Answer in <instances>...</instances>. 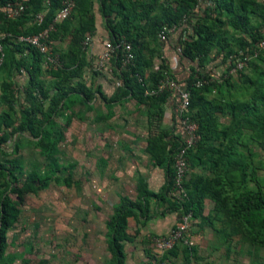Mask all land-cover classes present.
<instances>
[{
    "label": "trees",
    "instance_id": "obj_1",
    "mask_svg": "<svg viewBox=\"0 0 264 264\" xmlns=\"http://www.w3.org/2000/svg\"><path fill=\"white\" fill-rule=\"evenodd\" d=\"M4 1L0 0V6ZM93 1L97 3L108 41L116 45L120 39H124L130 44L133 54L131 65L121 67L119 47L112 59L121 79V91L129 93V97L137 103L143 101L144 90L152 88L163 78L164 72L167 73L162 60L156 71L144 76L152 54L148 50L146 55L143 50L146 51L145 48L158 39L157 33L163 27L175 25L184 33L183 37L178 36L177 49L180 57L195 65L194 69L190 67V73L185 78V89L189 94L190 118L197 123L199 134L196 145L187 151L188 165L190 158L198 161L202 156L213 163L211 177L191 175L183 184L184 199H172L169 195L173 176L172 155L179 140L175 141V136H169L163 129H152L153 122L159 123L160 106L169 96L168 91L150 95L152 102L147 109L144 150L153 160V165L163 168L165 180L161 193H153L137 185L135 199L125 197L112 208L106 222L109 252L107 264H124L123 243L131 240L125 231L126 218L136 210L141 216H145L149 197L156 202H165L177 216L190 212L191 217L199 218L201 224L209 223L211 218H224L227 223L235 225L231 234L240 233L251 245L264 248V193L254 168L245 161L246 151L240 148V142L244 145V134L249 131L259 136L257 144L264 151V71H260L250 81L252 90L246 100L230 99L222 104L213 98H205V94L214 90L217 85L228 83L231 79L228 76L219 82L193 86L194 75L203 73L201 68L210 52L220 54L221 61L225 63L230 55H237L238 50L244 51L251 43L264 38L257 31L258 25H264V3L254 0H207L209 4L198 5L197 0H73L69 16L55 24L54 30L48 34L52 41L66 35L70 40L67 47L58 52L60 64H50L52 79L47 84L40 77L43 56L35 48L16 42L15 37L43 29L51 22L61 0H23L25 8L18 17L6 19L0 13V103L6 106L5 110L0 111V145H5L15 132H20L36 139L41 155H50L56 144V139L50 137L55 125L53 116L69 109L76 101L88 102L93 98L94 92L78 80L86 63L81 42L94 29L91 11ZM40 11H43V16L37 25L33 22V17ZM252 19L256 20V24L250 30L248 24ZM71 20L77 22L76 27L72 26ZM225 23L235 33H242L232 39L235 45L222 33L221 28ZM263 52L264 49L260 50L247 64L253 59L261 58ZM19 70L26 76L21 101H18L11 84V77ZM135 74L142 77L141 82L137 81ZM96 92L107 106L109 101L118 99V95L106 97L99 89ZM215 111H226L230 116L229 123L219 125L215 121ZM219 137L223 140L217 146L211 145V141ZM19 167L20 162L15 158L7 166L0 164V264H13V255L3 253L5 232L18 212V200L26 193L43 189L50 181L49 177L39 174L20 181L15 173ZM248 181L255 188H250ZM204 197L213 202L212 212L206 216L202 215ZM178 243L183 264L188 263L191 256H194V249L182 240L174 243L161 257L151 255V258L157 263L166 261L168 255L176 253Z\"/></svg>",
    "mask_w": 264,
    "mask_h": 264
},
{
    "label": "rangeland",
    "instance_id": "obj_2",
    "mask_svg": "<svg viewBox=\"0 0 264 264\" xmlns=\"http://www.w3.org/2000/svg\"><path fill=\"white\" fill-rule=\"evenodd\" d=\"M254 1L264 3V0ZM255 24L256 20L252 19L248 28L254 29ZM257 29L264 35V25H258ZM221 30L231 43L242 34L235 33L226 23ZM69 40L67 35L54 39L50 47L52 55L57 57ZM87 46H83L84 52ZM260 57L232 76L228 83L215 87L222 104L230 99L250 97V81L264 71V52ZM204 63L210 69L215 67L218 74L225 65L221 55L214 52L209 53ZM92 64L84 65L78 80L84 82L94 96L88 102L76 101L69 109L53 116L55 125L50 137L56 139V144L50 155H41L36 139L20 132L12 134L5 145H0V164L7 166L13 158L19 160V170L15 171L18 180L25 181L36 174L50 178L46 187L26 193L18 200V212L5 232L3 253L13 255V264H107L106 222L112 208L123 198L132 196L134 185L137 186L135 179L139 177L140 165L136 162L145 159L139 146L147 135L143 112L152 100L144 93L141 103L128 100L127 94L120 89L121 83L116 86L118 76L108 86L109 77L100 71L103 68H95ZM50 66L42 61L40 68V77L47 84L52 79ZM99 74L104 77L105 96L118 95V99L109 101V106L96 92ZM11 84L21 101L26 85L22 70L14 73ZM5 109L0 103V111ZM152 129L159 131L161 127L153 122ZM221 139L217 138L218 142ZM259 139L247 131L240 148L246 151L245 161L254 168L264 193V151L257 144ZM144 164L150 168L148 162ZM247 184L255 188L251 181ZM9 197L14 198L13 195ZM216 220L214 227L217 228L211 240L200 241L197 247L200 253L196 264H264L263 247L251 245L240 233L231 234L234 223H227L224 218L216 217ZM155 237L145 236L143 241L125 243L127 264L138 262L135 257H139L142 242L148 244L151 256ZM160 263L153 261L152 264ZM178 264H182V260Z\"/></svg>",
    "mask_w": 264,
    "mask_h": 264
},
{
    "label": "crops",
    "instance_id": "obj_3",
    "mask_svg": "<svg viewBox=\"0 0 264 264\" xmlns=\"http://www.w3.org/2000/svg\"><path fill=\"white\" fill-rule=\"evenodd\" d=\"M92 13H93V20H94V29L91 32V34L86 35L89 38L88 46L84 52L85 57V65L92 64L96 67V59L100 52L102 51L103 42L107 41V32L103 27V19L100 16L98 10H97V3L93 1V7H92ZM72 26H77V22L74 20H71ZM183 37L184 33L176 27L174 31L168 34L167 39L164 42H160L158 39L152 43V45L147 46L143 52L147 55L148 50L152 54L150 57V65L145 69L144 76H146L149 72H154L158 69L159 64L163 60V64L167 67V73L164 72L166 75L170 74V77L174 80H176L182 88L185 87V78L190 73V67L194 69L195 65L192 63L187 62L186 59L182 58L178 54L177 49V39L178 36ZM220 66V65H219ZM203 71L208 72H216L215 67H211L208 65L203 64L202 68ZM103 73V76L109 77V84L110 82L114 81L113 78H117L116 86L121 83V79L119 76V72L117 68H115L114 61L112 57L105 63L103 67V71L100 70ZM83 72V71H82ZM97 78V84L101 92L105 95V84L104 77ZM111 78V79H110ZM169 96L166 98L165 102L161 104V117L159 120V127L161 129L165 130L166 133L169 136H175V141H178L181 137V126L179 122V118L176 112V103H177V97L174 92H168ZM129 97V93L127 94ZM205 98L207 100H211L212 98L221 101L222 99L219 98L218 94L215 92V90H210L209 93L205 94ZM128 100L135 99L132 97H129ZM215 121L219 123V125H226L230 121L229 114L224 111L223 113L215 111L214 113ZM144 121L147 123V108H145L144 112ZM146 134H147V128H146ZM146 138L147 135L143 138V141H140L139 146V152L143 153V161L139 160V163L136 162V165H140V169H138L139 177L138 179H135L138 186L145 187L148 191H151L153 193H161V187L164 183L165 177H164V171L163 168L157 167L153 165V160L148 155L147 152H145L144 148L146 145ZM211 145L217 146L218 140L213 139L211 141ZM139 156V155H138ZM149 163V169L147 167H144V163ZM212 161L208 160L207 158L201 157V160L193 161L191 158L189 160L188 170L186 173L185 180H187L191 175L193 177L195 176H201V177H211L212 170ZM143 166V167H142ZM134 184H136L134 182ZM137 186L134 185V190L132 196H127L130 199H135L137 197ZM213 209V202L208 197H204L202 200V215L206 216L212 212ZM177 220V214L174 212L165 202H156L154 198H150L148 200L147 204V211L145 212V216H141L139 214V211H135V213L132 216H129L126 218V233L131 237L130 241H126L123 243V252L125 255L124 264H127L128 258L126 255V249L124 248L125 243H131L136 240L140 241L145 238V236H160L166 234L169 229L174 225V223ZM216 218H211L210 222L207 224H201V221L199 218H194L191 222V226L189 229H187L186 232V239H188V243L192 245L194 249V256H191V261L196 264V257L198 252V245L200 244V241H209L212 238L214 228V223H216ZM227 241V240H226ZM197 245V246H196ZM140 253L139 257L135 259L138 261L134 264H152L153 259L151 258L150 250L148 249V244H145L142 242L140 245ZM177 250L174 255H168L166 259V264H178L182 260L183 264V258H182V252L181 247L179 243L176 245ZM175 252V249H174ZM150 262V263H149ZM130 263V261H129Z\"/></svg>",
    "mask_w": 264,
    "mask_h": 264
},
{
    "label": "built area",
    "instance_id": "obj_4",
    "mask_svg": "<svg viewBox=\"0 0 264 264\" xmlns=\"http://www.w3.org/2000/svg\"><path fill=\"white\" fill-rule=\"evenodd\" d=\"M197 4H209V1L197 0ZM73 5V0H61L60 6L55 12L50 23L36 33L17 35L15 37V41L35 48L43 56L44 62L52 65H59L60 61L51 53L50 47L53 41L48 38V34L54 30L55 24L69 16ZM24 8L25 5L23 0H5L0 6V13L6 19H14L24 11ZM42 16L43 11L36 13L33 17V22L38 25L42 20ZM175 28V25L163 27L157 33L158 40L160 42H164L167 35L174 31ZM188 33H190V29L188 30ZM88 41L89 38L85 36L81 44L86 46L88 45ZM117 47H119L120 50L121 67L131 65L133 63V54L131 52L130 44L124 39H120L116 45L112 44L108 40L103 42L102 51L96 59V66L103 68L105 63L115 53ZM263 49L264 38H261L245 47L244 51L238 50L237 55H230L219 74L217 72L211 73L203 71L200 75H194L193 86L199 87L208 82H219L227 76H234L238 71L247 65L251 58L256 57L258 52ZM1 56L2 55L0 53V61ZM135 77L137 81H142V77L138 74H135ZM162 91L174 92L177 97L176 112L181 126V137L178 141V146L172 155L173 176L169 195L172 199L175 197V199H178L177 201H182L185 197L183 184L188 170L187 151L192 149L199 140V134L197 131L198 128L197 123L190 118V111L188 108L189 94L187 89H185V87L182 88L176 80L172 79L169 75L164 74L163 78L158 80L152 88L144 90V94L154 95ZM192 220L193 218L191 217L190 212L177 216L176 222L166 234L153 238L151 251L152 256L155 258L161 257V255L165 251L169 250L178 240L188 243L185 237V232ZM160 264H166V261H162ZM186 264H194V262L190 259V261Z\"/></svg>",
    "mask_w": 264,
    "mask_h": 264
}]
</instances>
